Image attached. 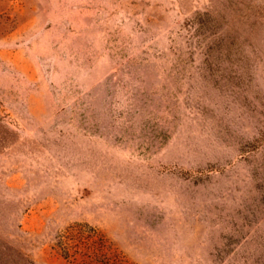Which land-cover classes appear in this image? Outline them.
<instances>
[{
  "label": "rangeland",
  "instance_id": "374dc122",
  "mask_svg": "<svg viewBox=\"0 0 264 264\" xmlns=\"http://www.w3.org/2000/svg\"><path fill=\"white\" fill-rule=\"evenodd\" d=\"M0 264H264V0H0Z\"/></svg>",
  "mask_w": 264,
  "mask_h": 264
}]
</instances>
